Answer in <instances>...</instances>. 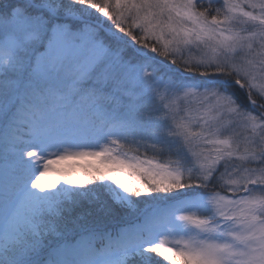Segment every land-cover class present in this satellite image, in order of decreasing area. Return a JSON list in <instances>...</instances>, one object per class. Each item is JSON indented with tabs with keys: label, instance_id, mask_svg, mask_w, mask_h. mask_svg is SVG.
<instances>
[{
	"label": "rangeland",
	"instance_id": "1",
	"mask_svg": "<svg viewBox=\"0 0 264 264\" xmlns=\"http://www.w3.org/2000/svg\"><path fill=\"white\" fill-rule=\"evenodd\" d=\"M14 1L0 0L1 81H12L8 95L0 94V254L15 238L36 232L31 220L40 211L54 214L62 198L69 201L85 180L99 175L123 198L126 178L143 173L169 184L185 177L194 181L188 187L199 184L204 191L187 196L180 187L171 189L174 195L168 200L140 213L130 210L128 224L108 231L82 229L53 245L42 244V258L48 264H123L131 252L140 254L135 246H143V253L153 247L157 254L179 255L185 264H264V105L250 98L253 110H241L216 87L197 82L227 84L232 82L228 75L235 76L264 99V0H220L218 15L208 12L209 1L215 0H100L98 6L63 0V8L59 0H42L43 5L29 0L28 5L34 2L54 14L56 8L63 12L79 6L85 16L56 13L85 20L76 30L49 12L28 14V6H14L8 13L5 9ZM104 22L136 36L127 43L148 60L133 62L127 45L105 44L100 29L120 37ZM164 59L182 77H196L197 84L176 86L164 77L159 71ZM23 106L47 110L61 123L58 131L69 134L55 132L45 118L49 114L40 115L30 121V141L37 148L22 150L13 124ZM93 117L135 122L127 128L132 135L155 126L183 148L182 161L141 160L120 140V132L93 131ZM64 140L91 141L101 149L68 151L54 168H44L42 154L63 147ZM121 148L123 156L114 153ZM23 166L32 174L21 171ZM129 171L133 174L128 176ZM125 172L127 177L119 175ZM181 173L184 177L176 176ZM215 175L223 190L202 186ZM117 228L120 235L112 231ZM106 238L122 241L123 249L100 252L98 241Z\"/></svg>",
	"mask_w": 264,
	"mask_h": 264
},
{
	"label": "trees",
	"instance_id": "2",
	"mask_svg": "<svg viewBox=\"0 0 264 264\" xmlns=\"http://www.w3.org/2000/svg\"><path fill=\"white\" fill-rule=\"evenodd\" d=\"M60 1V2H59ZM58 3L60 4V7L63 8V6H66L64 4L63 0H59ZM66 1H74V0H66ZM35 2H39L40 5H43L44 2L42 0H35ZM86 2L90 3L92 6H98V4H101L100 0H86ZM210 3L208 4L209 11L208 12H215V15H218L216 11L219 13L222 11L219 7L223 5L220 0H215V1H209ZM26 7L28 6V9L26 12L28 14H36L40 15L42 13H46L48 15V11L45 9H39L34 7L33 5H28V4H22L19 1H14V5L6 7L5 10L10 12V9L13 8L14 6L17 7ZM46 5V4H45ZM56 6V5H55ZM70 10H58L57 8L55 9L56 13L58 14H66L67 11L70 13L77 12L82 16L84 15V12L79 8V6H70ZM207 12L208 16L210 17L209 13ZM213 15V14H212ZM92 18V17H91ZM68 19V20H67ZM66 20L70 23L71 29L78 28L79 24L82 22L77 21L72 18H67ZM95 19V18H93ZM65 20V21H66ZM98 20V19H97ZM115 23L112 21V26H114ZM104 26H107L105 28H108L109 32H112L110 29H112L114 32V35L116 37H120L119 39L112 37L110 34L105 32L104 30L100 29V34L102 33V38L103 42L107 45H109L112 48H117L120 45H127L128 46V51L126 50V53L128 54L127 58L131 59L133 62H142L148 60L147 57L140 55L138 53V49L134 50L130 45L127 43V39L130 40H135L136 36L134 37L133 34H126V32L120 30L118 27H111V25H108V22H104ZM116 26V25H115ZM122 28V27H121ZM113 33V32H112ZM121 38H125V41H123ZM137 44V43H136ZM138 45V44H137ZM145 47H141V50H145ZM146 53H148L151 56L152 55L148 50H145ZM166 64L160 65L156 64L155 66L158 68L161 74L166 77L167 79L171 80L177 85H183L186 84L187 82L190 83H196L197 78H184L180 75L178 70L175 68H169L167 65L168 59H164ZM175 62V61H174ZM177 65V69H181L183 72H186L188 70H185L181 65ZM17 71V69H15ZM14 71V69H13ZM3 72L2 70L0 73ZM5 70L3 73L0 74V94L3 96L8 95V87H10L12 81L9 83L8 78H5L4 82H2V78L4 76ZM13 74V72H10ZM203 73H207V71H203ZM218 77V76H217ZM18 79V78H17ZM200 80L197 81L199 82L198 85L200 84L201 86H214L218 91L223 93L224 95L230 96L234 100V104H236L241 110H247V111H252L253 109L250 106V98L254 99L258 103H262L264 105V99L260 97L259 95H256L251 88L246 84V82L240 78H236L235 76L228 75V80L229 81H239V83L242 85H236V84H224L218 81H209L207 82H201ZM6 81V82H5ZM186 82V83H185ZM197 84V83H196ZM33 110H27L25 106L22 108L18 109L17 112L15 113L16 116V121H14V135H16L18 138H20L21 142V148L22 150H31L30 145L35 149V144L31 143L30 138L33 137V131H32V126L30 124V121L33 122V120H40L39 117L40 115L46 116L45 114H49L47 110H44L43 108H38V107H33ZM145 110V108H144ZM262 113L264 114V108H262ZM31 117L29 120L28 118ZM20 118V119H17ZM44 118V117H43ZM46 120L52 121L54 131L57 132L59 129V126L61 123L57 120L56 116H52L51 113L45 117ZM11 122V120H10ZM125 123L119 122V121H112V122H107L98 120V118L93 117L90 120V123L93 126H96V129L93 131H102L103 133L105 132H120L119 138L120 140L125 141V146L127 145L130 150V152L136 151L135 153H138L140 156L139 159L145 160L150 159V160H163L167 159L169 163H176L182 161V156L180 153L183 152V148L172 139L168 138V136L164 135L163 130L161 129H155L156 127L154 126L153 129L151 130H146L143 133H138L135 134V132L130 133L129 131L131 129H127L129 126L132 128V125L135 124V122L131 123L129 120L123 121ZM149 121L148 119H142V124H147ZM60 124V125H59ZM132 124V125H131ZM112 125V126H110ZM152 124L147 125V129L151 127ZM62 126V125H61ZM135 126V125H134ZM100 128L97 130V128ZM136 131V130H135ZM151 131V132H150ZM60 134H63L64 136L68 135L69 133L66 131H58ZM92 132V131H91ZM137 132V131H136ZM148 132V134H147ZM162 133V135L159 134ZM11 134V133H9ZM13 134V133H12ZM114 136V134L112 135ZM93 139V137H92ZM91 139V140H92ZM72 141L70 140H64L62 141V146L59 149L55 151H51L50 153L47 154H42L41 159L43 160L44 165L39 164L44 166L46 168L47 166L49 167L50 165H53V168L56 166L58 163L57 159L65 157L66 152L68 151H82V152H87V150H92L95 152H99L101 149L98 147L96 143L94 142H89L85 141L84 143H71ZM72 144H76L73 146V149L71 150H65V148L69 147ZM121 150L115 151L114 153L117 154L119 153V156H123ZM125 151L126 148H124ZM76 155L78 156V153L76 152ZM76 157V156H75ZM164 160V161H167ZM46 163V164H45ZM28 170V166H23L21 168V171L25 173V171ZM34 171V170H30ZM182 172V171H181ZM127 172L124 174H119L121 176L127 177L130 174H133V172ZM29 174V173H25ZM32 174V173H30ZM29 174V175H30ZM37 175V174H36ZM179 175V176H178ZM176 174L177 177H184L183 173L181 174ZM181 175V176H180ZM23 178H26V175H23ZM177 179V178H174ZM217 179L216 175L213 176L210 181L202 186L205 187H212L210 190L214 189H221V186L215 181ZM181 181V182H180ZM178 181H174V184H169L165 183L163 181L158 182L154 180V178H149V176L143 174V173H135L133 176L130 178H126V183L122 185L123 188L126 189L125 195L123 198L116 197V193L113 192V189L106 185V183L102 180V178L97 177V179H91V180H85V182H82V184L78 185L77 189L75 192H73L70 196V200L66 201L65 199L62 198L61 202V207L58 208L57 211H54V214H51V212L46 213L45 211H40L39 214L31 220L32 226H36L35 229L37 231H33L32 234H28V236L24 235L23 238H15L13 242L10 243L11 247L9 250L4 249L3 253L0 254V264H48L49 261H47V258H42L43 255L40 257H35L33 256L34 253L42 251V254L44 253L43 251V245L44 244H52L56 241H61L63 238H68L69 234L75 233L77 231H81L82 229H101V230H110L111 228H114L116 226H120L122 224H128L127 219L129 218L128 215L131 212H142L143 209H145L147 206H150L154 203H157V201H163V200H168L170 196L174 195V192L171 191V189H175L177 187H180L181 190H183V194H186L187 196H195L199 193H201L203 188H199L201 185L195 186V184L191 185L190 187L187 186V183H193L194 181H188L185 179H182ZM208 189V188H207ZM181 193V192H180ZM116 194V195H115ZM176 194V193H175ZM182 195V194H181ZM178 196V195H177ZM128 198V200H126ZM179 199L176 197V200ZM60 201V200H59ZM130 210H133L130 212ZM142 220V219H141ZM112 229V231L117 232L120 235L121 232H119L120 229L117 228V230ZM111 231V232H112ZM111 242V243H110ZM120 240L118 239H113L109 241V238L103 239L98 241V246L97 248H100L103 253H109L112 251H118L120 248L123 249V243L121 245ZM43 244V245H42ZM135 246V245H134ZM132 246V247H134ZM141 247L143 246H135L133 249L138 250L140 253L137 255L136 253L131 252L130 256L126 257V261H123L125 263L123 264H154V263H161L160 259H164V261L167 264H185L183 259L180 258V256H176L173 253L171 256L166 255L165 252L158 251V254L156 253L155 250H153V247H150L149 249L147 248V252L143 253L141 250ZM114 250V251H113ZM102 253V254H103ZM115 253V252H114ZM31 255V256H30ZM104 255V254H103ZM2 256V257H1ZM30 256V257H29ZM26 257V258H25ZM30 258V261H27V258ZM24 258V259H23ZM32 258V259H31ZM33 258H37L38 260L37 263H34L35 260ZM148 258H151L149 261ZM159 260V261H158ZM167 260V261H166ZM186 260V258L184 259ZM189 263V262H188Z\"/></svg>",
	"mask_w": 264,
	"mask_h": 264
},
{
	"label": "bare ground",
	"instance_id": "3",
	"mask_svg": "<svg viewBox=\"0 0 264 264\" xmlns=\"http://www.w3.org/2000/svg\"><path fill=\"white\" fill-rule=\"evenodd\" d=\"M18 1H19L20 3H22V4H23V3H24V4H28V3H30L29 0H18ZM31 5H32V4H31ZM39 9H40V8H39ZM40 10H41V9H40ZM67 18H68V17H65V18H64V17H63V18L61 17L60 19L66 20ZM54 19H55V17H54ZM60 19H59V20H60ZM67 20H68V19H67ZM67 20H66V21H67ZM56 242H57V241H56ZM41 255H42V251H39V252H37V253H36V252L34 253V256H35V257L37 256V257H40V258H41ZM33 259L35 260L34 263H37L36 260H38V259H37V258H33Z\"/></svg>",
	"mask_w": 264,
	"mask_h": 264
},
{
	"label": "water",
	"instance_id": "4",
	"mask_svg": "<svg viewBox=\"0 0 264 264\" xmlns=\"http://www.w3.org/2000/svg\"><path fill=\"white\" fill-rule=\"evenodd\" d=\"M56 17H57V16H56ZM217 81L223 83V81H221V80H217ZM227 84H228V83H227ZM229 84H236V85H239V86L242 87V85H241L240 83L236 82V81H232V82H230Z\"/></svg>",
	"mask_w": 264,
	"mask_h": 264
}]
</instances>
